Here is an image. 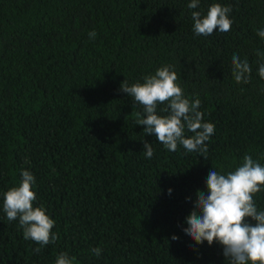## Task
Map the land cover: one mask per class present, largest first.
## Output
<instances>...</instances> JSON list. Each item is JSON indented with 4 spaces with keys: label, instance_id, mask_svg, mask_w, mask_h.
I'll use <instances>...</instances> for the list:
<instances>
[{
    "label": "trees",
    "instance_id": "1",
    "mask_svg": "<svg viewBox=\"0 0 264 264\" xmlns=\"http://www.w3.org/2000/svg\"><path fill=\"white\" fill-rule=\"evenodd\" d=\"M188 3L0 0V264H55L61 253L74 264H229L218 242L183 230L213 168L233 171L245 154L264 166V0ZM213 3L231 7V30L198 36L191 12ZM233 54L247 58L249 83L235 81ZM169 65L215 125L207 153L169 152L145 135L142 105L120 90ZM24 169L36 177L34 207L56 221L58 238L39 253L3 211ZM254 199L264 210V190Z\"/></svg>",
    "mask_w": 264,
    "mask_h": 264
},
{
    "label": "clouds",
    "instance_id": "2",
    "mask_svg": "<svg viewBox=\"0 0 264 264\" xmlns=\"http://www.w3.org/2000/svg\"><path fill=\"white\" fill-rule=\"evenodd\" d=\"M199 4L200 0H190L187 7L198 9ZM231 11L230 6L220 3L211 4L206 15L198 10L192 11L194 33L210 36L217 29L229 32L233 24L229 15ZM96 35L92 30L89 39ZM257 35L264 38V28L258 29ZM256 54L264 60V52L257 50ZM232 65L235 81L249 83L252 68L247 58L241 60L233 54ZM258 74L264 79V63L259 64ZM178 80L179 76L170 65L162 66L154 74L145 76L142 83L129 85L125 79L120 90L142 105L143 113H136L135 124L145 126V135H154L169 152H176L179 146H183L187 152L207 153V142L214 134L215 125L204 121V114L199 110L201 101L186 98ZM161 104L167 105L161 111L168 115L157 114ZM186 131L193 135L186 136ZM144 151L151 159L155 150L151 143L144 141ZM21 176L19 185L3 194V211L9 221L18 219L24 238L38 244L33 252L39 253L58 238L52 232L56 221L46 214L43 206L34 207L37 196L33 190L36 183L33 173L24 169ZM205 184L206 191L197 190L193 210L186 217L188 227L183 230L185 234L196 244L218 242L223 246V255L229 264H264V210H258L254 199L264 190V166L245 154L242 163L233 171L221 174L213 168ZM171 191L169 189V194ZM249 218L255 221L254 225ZM172 239L178 237L173 235ZM92 252L99 257L102 249L96 247ZM74 259L61 253L55 264H74Z\"/></svg>",
    "mask_w": 264,
    "mask_h": 264
}]
</instances>
